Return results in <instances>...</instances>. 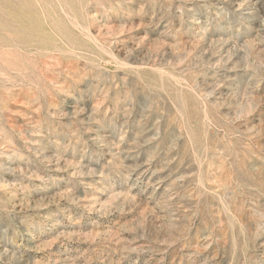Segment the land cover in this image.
Instances as JSON below:
<instances>
[{
    "label": "rangeland",
    "instance_id": "rangeland-1",
    "mask_svg": "<svg viewBox=\"0 0 264 264\" xmlns=\"http://www.w3.org/2000/svg\"><path fill=\"white\" fill-rule=\"evenodd\" d=\"M0 264H264V0H0Z\"/></svg>",
    "mask_w": 264,
    "mask_h": 264
}]
</instances>
